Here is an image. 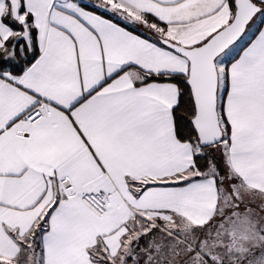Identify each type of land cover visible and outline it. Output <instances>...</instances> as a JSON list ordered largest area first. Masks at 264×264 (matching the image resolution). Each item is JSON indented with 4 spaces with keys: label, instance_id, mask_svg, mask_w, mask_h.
Masks as SVG:
<instances>
[{
    "label": "snow or ice",
    "instance_id": "snow-or-ice-1",
    "mask_svg": "<svg viewBox=\"0 0 264 264\" xmlns=\"http://www.w3.org/2000/svg\"><path fill=\"white\" fill-rule=\"evenodd\" d=\"M0 264H264V0H0Z\"/></svg>",
    "mask_w": 264,
    "mask_h": 264
},
{
    "label": "rangeland",
    "instance_id": "rangeland-1",
    "mask_svg": "<svg viewBox=\"0 0 264 264\" xmlns=\"http://www.w3.org/2000/svg\"><path fill=\"white\" fill-rule=\"evenodd\" d=\"M256 203H259V201H257Z\"/></svg>",
    "mask_w": 264,
    "mask_h": 264
},
{
    "label": "trees",
    "instance_id": "trees-1",
    "mask_svg": "<svg viewBox=\"0 0 264 264\" xmlns=\"http://www.w3.org/2000/svg\"><path fill=\"white\" fill-rule=\"evenodd\" d=\"M142 243H143V241H142Z\"/></svg>",
    "mask_w": 264,
    "mask_h": 264
}]
</instances>
